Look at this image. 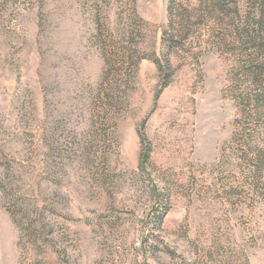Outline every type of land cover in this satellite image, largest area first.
Instances as JSON below:
<instances>
[{"label": "rangeland", "instance_id": "rangeland-1", "mask_svg": "<svg viewBox=\"0 0 264 264\" xmlns=\"http://www.w3.org/2000/svg\"><path fill=\"white\" fill-rule=\"evenodd\" d=\"M258 5L0 0V264H264Z\"/></svg>", "mask_w": 264, "mask_h": 264}, {"label": "trees", "instance_id": "trees-1", "mask_svg": "<svg viewBox=\"0 0 264 264\" xmlns=\"http://www.w3.org/2000/svg\"><path fill=\"white\" fill-rule=\"evenodd\" d=\"M170 1H172V3L174 2V0H170ZM257 3L259 4L258 6L260 8L259 9V16L257 15V18L259 19V21H262L264 19V0H257ZM140 139L144 140V137L142 136V134H140ZM157 211H159V213L157 214L158 215L157 220H158V222H161L162 219L164 218V216L166 215V210H157Z\"/></svg>", "mask_w": 264, "mask_h": 264}]
</instances>
